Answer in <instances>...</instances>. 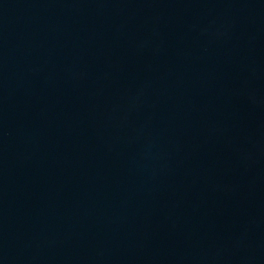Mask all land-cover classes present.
Listing matches in <instances>:
<instances>
[{"label":"water","instance_id":"1","mask_svg":"<svg viewBox=\"0 0 264 264\" xmlns=\"http://www.w3.org/2000/svg\"><path fill=\"white\" fill-rule=\"evenodd\" d=\"M0 264H264V0H0Z\"/></svg>","mask_w":264,"mask_h":264}]
</instances>
